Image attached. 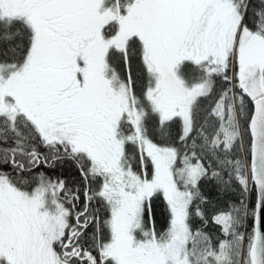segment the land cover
Masks as SVG:
<instances>
[{"label":"snow or ice","instance_id":"obj_1","mask_svg":"<svg viewBox=\"0 0 264 264\" xmlns=\"http://www.w3.org/2000/svg\"><path fill=\"white\" fill-rule=\"evenodd\" d=\"M0 264H264V0H0Z\"/></svg>","mask_w":264,"mask_h":264},{"label":"trees","instance_id":"obj_2","mask_svg":"<svg viewBox=\"0 0 264 264\" xmlns=\"http://www.w3.org/2000/svg\"><path fill=\"white\" fill-rule=\"evenodd\" d=\"M177 126L173 125L171 128V137H161L158 130L153 132L152 138L157 143H163L167 139H172L177 134ZM178 146V145H177ZM44 151V149H41ZM134 167L138 168V163L134 162ZM48 172V174L52 177H61L66 180L69 187H73L75 185L82 184L79 172L76 170L75 166L71 161H65L62 165H57L54 169H44ZM200 189L202 194L208 200V204L204 207L206 208L208 213H211L214 209L225 208L228 204H237L239 200V189L238 185H233L232 189L228 193L222 192L216 185L214 181L210 180H202L200 183ZM80 203H83V192L80 193ZM255 202V193H250L248 196V207L252 208ZM151 211H152V219L155 222V227L157 230H162L166 226V207L160 198H154L151 202ZM105 213L101 212V216L103 217ZM145 220L148 221V211H145ZM252 223L251 218L245 221V228H248ZM200 225L199 220L193 221V226L198 227ZM92 229H89L91 232ZM205 231L212 234L213 237L219 232V229L209 224Z\"/></svg>","mask_w":264,"mask_h":264}]
</instances>
